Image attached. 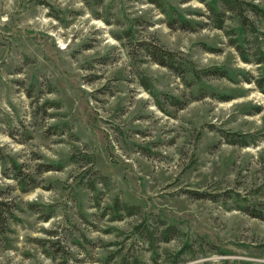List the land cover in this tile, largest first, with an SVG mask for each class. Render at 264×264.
I'll return each instance as SVG.
<instances>
[{"label": "rangeland", "instance_id": "374dc122", "mask_svg": "<svg viewBox=\"0 0 264 264\" xmlns=\"http://www.w3.org/2000/svg\"><path fill=\"white\" fill-rule=\"evenodd\" d=\"M158 2L0 0V264H264V19Z\"/></svg>", "mask_w": 264, "mask_h": 264}, {"label": "trees", "instance_id": "16d2710c", "mask_svg": "<svg viewBox=\"0 0 264 264\" xmlns=\"http://www.w3.org/2000/svg\"><path fill=\"white\" fill-rule=\"evenodd\" d=\"M151 4L158 5V0H147ZM209 4L207 6L208 12H209V18L213 20V23L215 24V28L218 30L223 29V24L225 21V14L228 12L232 14L233 19L237 21L238 27L236 30L237 34V40L233 42V45L236 46L237 51L239 52V55L241 57V60L245 63H249L248 60V54L246 50L243 49L244 43L246 41L247 34L254 35L255 38H253V44H254V50L258 48L259 46V36H256V28L254 22H252L248 15L251 14L253 16H260L262 19H264V11L260 10L256 6L252 4H248L242 0H209ZM188 22L185 21L183 18L181 20V27L185 29L188 26ZM264 37V34H262ZM238 43V44H237ZM264 43V39H263ZM151 58L155 63H157L160 66L167 67L170 70H175L176 67L173 62V58L170 54L167 52H163L160 49H155L153 51L149 52ZM256 59L254 60L255 64L259 65V76L254 79L245 78V81L247 83H253L257 89L264 95V51L258 50L256 51V54H254ZM4 204L0 202V208ZM114 212L120 213L123 212L126 216H133L136 215L140 209L138 207L134 206H127L125 204L118 203L115 201L114 203ZM248 215H250L252 218H256L259 220H264V216L261 214H254L251 212H247ZM148 233H145L144 235H147ZM161 238L159 241L161 242H168L172 237L177 236V230L173 226L167 227L165 230H163L160 233ZM148 240L152 244V236L151 234L147 235ZM135 264H144L142 262L135 261ZM176 264V263H174Z\"/></svg>", "mask_w": 264, "mask_h": 264}]
</instances>
